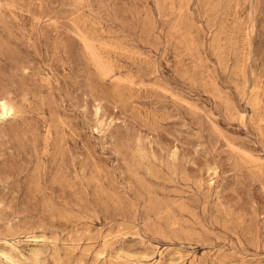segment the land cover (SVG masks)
Instances as JSON below:
<instances>
[{"label":"rangeland","instance_id":"374dc122","mask_svg":"<svg viewBox=\"0 0 264 264\" xmlns=\"http://www.w3.org/2000/svg\"><path fill=\"white\" fill-rule=\"evenodd\" d=\"M0 264H264V0H0Z\"/></svg>","mask_w":264,"mask_h":264},{"label":"bare ground","instance_id":"6f19581e","mask_svg":"<svg viewBox=\"0 0 264 264\" xmlns=\"http://www.w3.org/2000/svg\"><path fill=\"white\" fill-rule=\"evenodd\" d=\"M2 110H3V114L7 116L14 111V108L8 101L4 100L2 103Z\"/></svg>","mask_w":264,"mask_h":264}]
</instances>
